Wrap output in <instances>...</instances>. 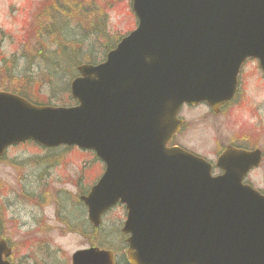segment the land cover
<instances>
[{
  "label": "water",
  "instance_id": "obj_1",
  "mask_svg": "<svg viewBox=\"0 0 264 264\" xmlns=\"http://www.w3.org/2000/svg\"><path fill=\"white\" fill-rule=\"evenodd\" d=\"M131 3L137 28L103 63L78 68L76 106L0 92V157L29 141L93 152L105 171L82 201L95 227L125 205L130 264H264V195L243 183L262 153L229 147L213 177L205 160L168 147L184 104L217 110L231 101L249 59L264 73V0ZM10 255L0 241V264ZM72 262L115 264L100 249Z\"/></svg>",
  "mask_w": 264,
  "mask_h": 264
},
{
  "label": "rangeland",
  "instance_id": "obj_2",
  "mask_svg": "<svg viewBox=\"0 0 264 264\" xmlns=\"http://www.w3.org/2000/svg\"><path fill=\"white\" fill-rule=\"evenodd\" d=\"M43 1L44 0H0V57L3 56L7 58V60L12 61L15 60L13 58L16 55L17 57H21L22 47L20 46H22V44L27 45V50L25 52L33 48L34 53V50L38 49L40 42H37L35 39H33V41L29 40L31 32L27 33V30L30 31V27L27 26L26 23L30 22L31 12H33L34 21L35 13L38 12ZM97 1H99L101 5L110 7L105 11L104 19L107 22V29L109 30L112 42H116L120 37L123 38L136 29L138 21L135 15L132 14L130 0ZM85 28V25L79 29L75 28L74 35L76 36L73 39H78L82 32L86 30ZM26 35L27 38L23 41ZM42 43L45 45V40L43 38ZM93 43L95 42L93 41ZM46 45L50 47L49 44ZM17 63L21 65V68L17 71L18 75L21 76L24 67H26V65H24L25 61L23 59H17ZM257 68L258 65L256 63L247 64V67L243 71L244 75L242 76L243 79H241V82L246 102H248L247 108L249 109L251 105H260V109L256 111H251L249 109V111L245 110L246 108L239 109L234 107L230 112H227V116H225L224 119L223 117H216L211 120V123L203 121L204 117L208 115L206 109L198 108L190 115L189 118L193 121L191 122L192 125H189L191 133L199 137H205L201 139L203 146L198 150L199 154L203 155L204 158L216 162L218 152L231 145H245L252 148L258 147L264 154V78ZM42 80L44 81L43 90L46 94L49 89L47 75H43ZM53 85L55 86L57 83L53 82ZM60 86L62 87L64 85L60 82ZM52 105L57 104L53 102ZM241 132L242 137L245 136L249 138L246 140L248 142L243 141L242 137L238 139V137L241 136ZM254 136H256V139H254ZM184 141L186 140L184 139ZM188 146L191 145L188 144ZM87 153L91 152H82L77 148H73L69 151L66 158L69 166L64 169H56L54 175V179L62 178L63 176L66 177L67 185L56 180L57 184L54 186L56 190L68 189L74 192L76 189L71 185L75 182L74 179L77 178V175L82 171L86 177H84L85 180L80 188V192L86 193L99 180L104 171L103 164L95 160L93 153L90 155ZM62 154H64L63 148L48 151L32 144H23L9 149L5 158L0 160V191H6V194H10L8 193L9 189L11 191L17 189L18 192H20V189H23L27 193H31L33 189L37 188L35 186L37 182L35 181V177L37 174L41 173L43 168V166H35V163L43 162L44 158L60 157ZM82 159H84V161H82ZM263 169L264 160L261 166L251 172L246 179L247 184H250L261 192H264ZM11 196V201H15L16 195L12 192ZM24 208H21L20 216H25V211L27 212L30 209ZM15 210L17 211V209ZM48 212L52 217H49V220L46 219L45 221L41 218V221L47 224L53 222L51 234L53 242L61 252L60 258L70 264L72 254L77 250L87 247L88 242L81 234L70 233V230L65 232L67 229L64 230L61 224H58L53 206L48 209ZM84 212L85 211L81 210L82 214ZM69 213H72V211ZM84 214L85 218H87V213L85 212ZM74 215H77V213ZM7 219L9 220V218ZM124 221L125 212L122 208H115L106 215L100 227L101 242L97 244V247L101 249L111 250L116 253L119 260L124 257L126 252L125 237L121 233ZM73 222L75 221L73 220ZM12 223H14L13 220ZM11 224L9 223L12 232L9 231V233L11 234L14 232V236H17L16 227H12ZM28 253L27 250H23L21 253H18L17 257H20L21 254L25 255ZM61 259L59 261H62Z\"/></svg>",
  "mask_w": 264,
  "mask_h": 264
},
{
  "label": "flooded vegetation",
  "instance_id": "obj_3",
  "mask_svg": "<svg viewBox=\"0 0 264 264\" xmlns=\"http://www.w3.org/2000/svg\"><path fill=\"white\" fill-rule=\"evenodd\" d=\"M249 63H256L258 65V62L256 61H248L247 64ZM247 64H245V68L247 67ZM245 68L243 67V69ZM257 69L260 74L263 75L259 65ZM243 75L244 74L241 73L240 79H243ZM247 104L248 102H246L242 85L239 83V88L233 100L220 107L217 112L206 103L196 106L183 105L178 115L182 127L174 137L170 146L184 149L197 156L203 157V155L199 154L198 150L203 146L201 139L205 137H199L198 135L192 134L189 129V125H192L191 122H193L192 119L189 118L190 115H192V112L198 108L206 109L208 115L204 117L203 121L211 123V120L216 117H223L224 119V117L227 116V112H230L234 107L239 109L246 108L245 110L250 109L251 111L260 109V105L258 104V106L251 105L248 109ZM241 137L242 132L238 139H241ZM184 139L186 141H184ZM247 139L249 138H246L245 136L242 137V140L245 142H248L246 141ZM254 139H256V136H254ZM188 144L191 146H188ZM236 147L247 149L249 151L256 149L245 145H239ZM225 149L226 147L218 152L216 156L217 159ZM82 161H84V159H82ZM35 164V166H43L41 173L37 174L35 177V181H37L35 186L37 189H33L31 193H27L23 189H20V192H18L17 189H14L13 191L9 189L8 193L10 194H6V191H0V238L7 241L11 246V264H69L60 258L61 252L53 242L51 236L53 222H49L48 224L42 223L41 218L43 221L46 219L49 220V217L52 216H50L48 209L53 206L58 224H61V227H63L64 230L67 227H71L70 233L81 234V236L87 240L88 246L83 249L97 247V244L101 242L100 228L95 229L89 221L85 223V212L83 213L84 215L81 213L82 207L84 211H86L85 206L81 201V197L85 196L86 193L80 192V188L84 183V177H86V175L82 171L77 175V178L74 179L75 182L71 185L76 189L74 192H71L68 189L55 190L54 186L57 184L56 180L67 185V178L64 176L62 178L54 179L56 169H64L69 166L67 159H44L43 162H37ZM214 166L213 175H220L221 171ZM12 192L16 195L15 201H11ZM24 207L30 209L27 212L25 211V216H20V210ZM117 207H120L125 211L124 206L117 205ZM15 209H17V211ZM70 211H72L71 216L69 214ZM76 213L77 215H74ZM7 218H9V220ZM12 220L14 223H12ZM73 220L75 222H73ZM9 223H12V227H16L17 236H14V232L11 234L9 233V231L12 232ZM67 231L68 230H65V232ZM23 250H27L29 253L25 255L21 254L20 257H17L18 253H21ZM60 259L62 261H59Z\"/></svg>",
  "mask_w": 264,
  "mask_h": 264
},
{
  "label": "trees",
  "instance_id": "obj_4",
  "mask_svg": "<svg viewBox=\"0 0 264 264\" xmlns=\"http://www.w3.org/2000/svg\"><path fill=\"white\" fill-rule=\"evenodd\" d=\"M109 8L97 0H44L35 13L34 21L31 12L30 22L26 23L30 27L27 33L31 32L29 40L35 39L40 45L33 53L29 45L30 50L25 52L27 45L22 44L21 57H12L14 61L0 57V90L19 95L35 105H51L54 102L57 106H70L73 100L69 84L77 75V67L83 63L102 62L108 52L116 47L104 19V13ZM84 25L85 32L78 35V39H73L76 36L75 28ZM26 38L27 35L23 41ZM17 59H23L26 65L21 76L17 72L21 68ZM43 75L48 77L49 89L46 94ZM59 81L64 86L61 87ZM53 82L57 85L54 86ZM68 153L62 156H68Z\"/></svg>",
  "mask_w": 264,
  "mask_h": 264
}]
</instances>
